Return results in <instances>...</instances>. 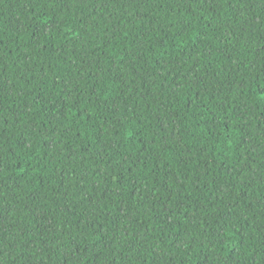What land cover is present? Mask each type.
<instances>
[{
	"label": "trees",
	"instance_id": "1",
	"mask_svg": "<svg viewBox=\"0 0 264 264\" xmlns=\"http://www.w3.org/2000/svg\"><path fill=\"white\" fill-rule=\"evenodd\" d=\"M0 264H264V0H0Z\"/></svg>",
	"mask_w": 264,
	"mask_h": 264
}]
</instances>
